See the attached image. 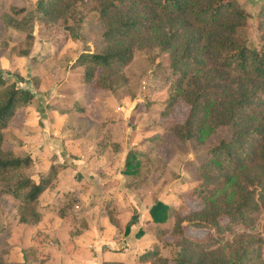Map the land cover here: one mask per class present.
<instances>
[{"label": "trees", "instance_id": "obj_1", "mask_svg": "<svg viewBox=\"0 0 264 264\" xmlns=\"http://www.w3.org/2000/svg\"><path fill=\"white\" fill-rule=\"evenodd\" d=\"M80 2L95 12L104 27L102 50L85 51L77 57L84 65L83 100L89 101L96 88L121 89L127 82L124 67L134 49L151 45L169 56L164 68L170 80L169 95L161 114L178 98L187 108L183 120L172 127L174 135L203 142L219 126L232 128L228 138L207 147L194 170L196 184L179 194L200 201V209L180 213L161 200L149 207L154 223L163 224L170 218V231L158 227L156 233L176 246L175 254L163 255L156 242L139 254V260L150 264H264V236L250 230L261 213L259 200L264 199V1L257 13L255 45L246 36L250 14L238 0H38V9L48 18H57ZM10 4V10L18 14L30 3L15 0ZM5 48L0 46V55ZM32 100L29 89L0 73V203L4 195L17 201L15 215L23 223L40 219L37 201L51 175L37 172L31 155L11 146L4 129ZM86 102L75 103L79 114L87 112ZM97 111L92 114L99 115ZM162 141L159 134L147 139L151 151ZM149 155L147 149L128 150L123 172L136 174ZM135 219L133 214L126 231ZM189 228L207 232L194 235L188 233ZM6 253L7 248L1 246L0 264H17Z\"/></svg>", "mask_w": 264, "mask_h": 264}, {"label": "crops", "instance_id": "obj_2", "mask_svg": "<svg viewBox=\"0 0 264 264\" xmlns=\"http://www.w3.org/2000/svg\"><path fill=\"white\" fill-rule=\"evenodd\" d=\"M41 43L43 48L38 49ZM59 47L34 37L36 53L20 56L21 65L12 53L13 64L8 62V48L0 55L1 75L4 71L15 75L11 80L33 94L4 134L16 150L31 155L37 172H51L37 201L40 219L23 223L13 214L5 227L11 240L6 248L17 264H150L140 261L139 254L157 242L167 255L156 229H168L171 220L154 223L149 207L161 200L177 208L183 189L179 181L169 179L153 191V199L152 185H144V161L136 174L123 172L128 150H144V123L127 121L132 114L136 118L137 101L126 107L111 94L100 97L101 89L83 100L86 85L77 77L79 66L74 61L64 67L57 64ZM35 59L42 64L39 73L33 71ZM110 99L119 103L117 107H110ZM83 101L87 112L79 114L74 105ZM133 214L135 222L126 231Z\"/></svg>", "mask_w": 264, "mask_h": 264}, {"label": "rangeland", "instance_id": "obj_3", "mask_svg": "<svg viewBox=\"0 0 264 264\" xmlns=\"http://www.w3.org/2000/svg\"><path fill=\"white\" fill-rule=\"evenodd\" d=\"M11 1L15 2V0H0V46L4 45L9 49L6 57L11 65L13 64L11 53L15 54L16 62L21 65L23 61H19L20 56L34 51V37L48 39L53 46H60V54L56 55L55 61L62 67L68 66L69 61H74L73 64L79 66L77 77H81V73L84 71V65L77 62V57L85 51L102 50L103 23L97 20L95 12L84 3H77L75 7L69 9L70 12L66 13V17L60 15L57 18H48L38 9V0H28L30 4L26 10L18 14H14L10 10ZM238 1L250 14L246 36L248 41L255 45L258 43L259 32L257 13L264 0ZM67 25L69 28H66ZM39 48H43L42 43L39 44ZM34 53L36 52L34 51ZM35 60L33 71L39 73V67L42 64L39 59ZM168 60V54L162 52L158 47L146 45L136 48L132 60L124 67L127 77L126 84L116 92L105 89L100 92V97L103 98L111 94L117 102L125 104L126 107L137 101L134 106V110L136 109L137 112L136 118L135 114H132L127 121L132 125L135 124V119L137 122L139 120L144 123V150L147 149L150 154L149 157L144 158V185L146 183L152 185L150 195L153 199H155L153 195L155 192L153 191L159 187L161 182H167L169 179L179 181L178 187L183 189L181 193L192 188L196 184L194 170L198 162L205 157L207 147L218 142L222 137L228 138L232 133L230 126H219L203 142H197L194 138L180 140L174 135L172 127L176 122L183 120L187 108L182 99L178 98L172 107L167 108L166 112L161 114V107L165 108L169 95L170 80L164 71L165 66L168 65ZM8 62H6L7 65ZM31 73H28V77L31 76ZM3 74L5 79L15 78V75L7 74L5 71ZM110 100V107H117L119 103L116 104L113 99ZM139 102L144 105L138 106ZM141 112L143 113L139 114ZM121 119L123 118L121 117ZM155 134L162 135L164 141L159 142L156 148L151 151L147 139ZM9 144L11 145L10 142ZM55 157L52 155V158ZM83 158L87 159L86 156ZM66 159L69 161L70 158L66 156L65 161ZM156 172H160L161 175L157 176ZM43 175H51V172ZM152 175L153 182H148ZM179 200L177 209L180 213L197 210L203 206L200 201H195L187 195L179 197ZM259 202L261 213L250 230L257 231L264 236V199H260ZM16 205L17 201L10 198L9 195L3 196L0 203V247H7L11 241L8 237V229L5 227L13 220ZM13 208L15 209L14 212ZM171 228L170 226L167 231H170ZM206 232L207 229L204 228L188 229V233L194 235H204ZM16 238H19V235ZM163 243L162 252L168 256L174 255L176 246L165 241ZM10 252L11 249L7 248V253ZM14 256L10 253L6 255V258L12 259Z\"/></svg>", "mask_w": 264, "mask_h": 264}]
</instances>
